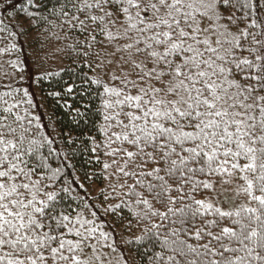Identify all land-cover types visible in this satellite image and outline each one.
<instances>
[{"label":"snow or ice","instance_id":"6c2138e0","mask_svg":"<svg viewBox=\"0 0 264 264\" xmlns=\"http://www.w3.org/2000/svg\"><path fill=\"white\" fill-rule=\"evenodd\" d=\"M33 32L70 53L109 183L91 202L28 88L0 85V264H264V0H0V39Z\"/></svg>","mask_w":264,"mask_h":264},{"label":"trees","instance_id":"16d2710c","mask_svg":"<svg viewBox=\"0 0 264 264\" xmlns=\"http://www.w3.org/2000/svg\"><path fill=\"white\" fill-rule=\"evenodd\" d=\"M20 31L22 33V30ZM46 35L41 34V32H33L30 35L18 34L14 37L0 39V48H4L13 42L16 43L18 45L16 53H26L29 61L40 71L36 78V88L39 92L40 106L43 110L42 123L47 126V131L55 140V147L68 153L69 157L68 160H64L63 156L58 159L53 158V165L55 166L60 162L75 164L76 176L81 178V181L91 194V202L98 203L99 194L95 195L94 190L96 188L101 190L106 182L104 179L105 174L102 170L103 156H101V163H96L95 157L83 150L87 143L84 137L94 134L89 131L91 121L98 119V117L90 114L89 124L87 125L83 121L79 124L75 122V109L78 106V102L74 101L71 96L64 94L63 86L64 82L72 83L76 79V65L69 59L70 53L58 51V49L63 47V44L54 39H45ZM13 54L0 56H11ZM68 66L73 68L74 71L72 73L65 70ZM56 72H60L61 75L46 76L44 80L39 79L40 76L46 73ZM53 91L61 92V97L54 99L49 96V93ZM69 105L71 107H68ZM69 140L72 143H68ZM85 160H91V165L86 164ZM68 171L72 172L73 170L69 169ZM85 171L88 172L91 179L83 180Z\"/></svg>","mask_w":264,"mask_h":264},{"label":"rangeland","instance_id":"374dc122","mask_svg":"<svg viewBox=\"0 0 264 264\" xmlns=\"http://www.w3.org/2000/svg\"><path fill=\"white\" fill-rule=\"evenodd\" d=\"M17 59H19L20 65L25 69V71L21 72L18 69H13L7 63V61H15ZM5 72H8L10 74V77H6L4 75ZM39 73L40 71H38L35 68L34 64H32L29 61L26 53H23V54L14 53L11 56H0V85L11 82V83L16 84V86L18 85V87L22 89L28 88L29 92L34 97V102L39 105V107L33 109V112L34 114H39L42 117L43 110L41 109V106H40L39 92L36 88V78L39 75ZM105 159L106 158L103 157V160ZM112 181L115 182L114 177L112 178ZM108 183L109 181L106 180L104 187L102 189H107ZM108 191L110 192L111 190L108 189ZM99 192H100V189L98 188L94 190L95 195H98ZM112 202H115V201H112ZM117 231H120V229L117 228Z\"/></svg>","mask_w":264,"mask_h":264}]
</instances>
